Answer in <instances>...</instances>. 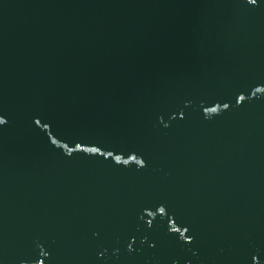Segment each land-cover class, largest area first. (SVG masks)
<instances>
[{"label":"water","instance_id":"95a60500","mask_svg":"<svg viewBox=\"0 0 264 264\" xmlns=\"http://www.w3.org/2000/svg\"><path fill=\"white\" fill-rule=\"evenodd\" d=\"M0 264H264V0H0Z\"/></svg>","mask_w":264,"mask_h":264}]
</instances>
